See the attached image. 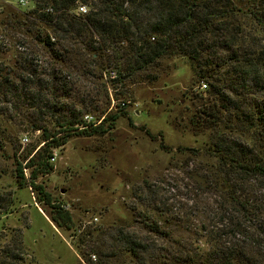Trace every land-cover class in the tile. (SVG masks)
Instances as JSON below:
<instances>
[{
    "label": "trees",
    "instance_id": "trees-1",
    "mask_svg": "<svg viewBox=\"0 0 264 264\" xmlns=\"http://www.w3.org/2000/svg\"><path fill=\"white\" fill-rule=\"evenodd\" d=\"M31 1V9L0 4V44L30 35L59 66L43 69L40 56L29 51L20 52L14 69L6 71L0 63V129H10L7 122L22 116L25 131L40 133L25 164L17 162L18 187L37 190L41 201L53 205L51 219L70 226L71 213L37 182L54 170V149L73 134L105 132L106 122L128 114L125 102L107 114L99 103L100 86L108 96L109 82L115 87L127 75L160 70L165 59L187 58L205 96L190 124L196 134H208L206 167L194 162L187 172L191 184L183 206L169 204L151 186L137 196L144 206L140 214H159L144 221L168 247L152 260L149 239L116 228L113 253L88 254L117 255L118 248L131 256L130 264H264V0ZM80 5L88 12L76 13ZM92 109L101 112L100 123L84 119ZM0 134V148L9 143L17 154L14 140ZM190 223L206 232L201 234L206 247L194 244L199 233L195 239L186 235ZM21 243L22 234L13 235L0 250V264L17 259L26 264L13 251L22 250Z\"/></svg>",
    "mask_w": 264,
    "mask_h": 264
},
{
    "label": "rangeland",
    "instance_id": "rangeland-1",
    "mask_svg": "<svg viewBox=\"0 0 264 264\" xmlns=\"http://www.w3.org/2000/svg\"><path fill=\"white\" fill-rule=\"evenodd\" d=\"M19 1L0 0V4L17 7ZM21 40L26 44H20ZM21 51L39 55L43 69L50 68L51 63L59 66L39 40L22 34L8 37L5 46L0 44V63H5L6 71L14 69ZM121 79L115 87L108 83V96L100 86L102 96L98 99L104 101L99 103L108 109L107 114L120 111L123 102L127 103L124 107L128 114L120 115L113 123L106 122L105 132L73 134L65 146L54 149V170L37 179L54 203H61L71 213L70 226L59 227L51 219L53 205L41 201L37 190L19 188L16 183L17 162L24 161L29 150L38 145L40 133L25 131L22 116L7 122L10 129H0L19 149L14 154L9 143L5 149L0 148V237L5 234L0 238V250L13 235L21 233L22 250L13 251L26 264H130L133 260L124 249L115 248L118 254L111 256L88 254L91 250L113 253L111 236L116 228H127L149 239L154 248L151 259L168 247L161 245L144 221L149 215L158 219L159 214H140L144 206L137 196L151 186L161 189L164 199L174 207L187 203V187L191 184L187 172L193 169L194 162L206 167L208 134H196L190 124L205 96L200 83L194 81L191 62L183 57L165 59L160 70ZM88 114L101 117V112L93 109ZM25 173L29 177L31 168H26ZM192 223L187 226L192 232L186 235L195 239V232L199 233L196 240L200 242L194 244L206 247L201 237L206 232ZM77 246L86 252L89 261ZM11 262L23 263L18 259Z\"/></svg>",
    "mask_w": 264,
    "mask_h": 264
},
{
    "label": "built area",
    "instance_id": "built-area-1",
    "mask_svg": "<svg viewBox=\"0 0 264 264\" xmlns=\"http://www.w3.org/2000/svg\"><path fill=\"white\" fill-rule=\"evenodd\" d=\"M18 6L19 7H21V8H31L30 7V0H20L19 2H18ZM75 12L76 13H82V14H85V13H87L88 12V8H87V6L86 5H80L76 10H75ZM111 75H112V77H115L116 76V72H112L111 73ZM207 87V85H203L202 86V89H204V88H206ZM84 119L87 121V122H89V123H91V122H93V123H100L101 121H97V119H96V117L94 116V115H92V114H86L85 116H84ZM32 189V188H31ZM34 195V194H33ZM34 197V196H33Z\"/></svg>",
    "mask_w": 264,
    "mask_h": 264
}]
</instances>
